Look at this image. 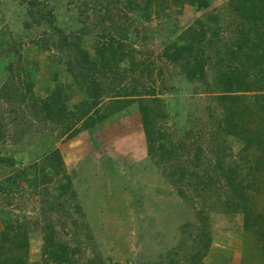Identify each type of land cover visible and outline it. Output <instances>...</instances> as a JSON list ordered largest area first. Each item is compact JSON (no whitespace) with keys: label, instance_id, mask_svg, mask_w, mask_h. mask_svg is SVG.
<instances>
[{"label":"rangeland","instance_id":"374dc122","mask_svg":"<svg viewBox=\"0 0 264 264\" xmlns=\"http://www.w3.org/2000/svg\"><path fill=\"white\" fill-rule=\"evenodd\" d=\"M144 1L0 0V233L26 227L29 264H43L47 228L74 249L68 264H168L169 253L177 264H192L195 252L197 264H217L232 252L236 264H264V152L253 145L242 153L244 142L222 122L240 120L264 140V98L241 92V101L223 102L214 90L217 55L230 58L238 33L240 41L248 37L244 48L250 38L261 40L264 54V7L249 8L259 0H206L201 9L189 0H151L146 17ZM189 28L203 29L208 40L211 30L218 35L211 48L200 44L210 58L204 81L187 80L163 56ZM111 39L122 43L125 60L117 75L98 78L115 84L125 104L81 128L78 113L89 101L76 73L83 54L98 59L96 47ZM112 96L103 93L101 110ZM151 98L155 140L175 148L170 159L148 155L139 101ZM218 160L230 178L240 168L241 184L217 182ZM67 175L72 188L61 196ZM244 183L250 187L238 186ZM249 191L245 218L239 204ZM228 215L237 224L229 250L209 249L212 238L226 249Z\"/></svg>","mask_w":264,"mask_h":264},{"label":"trees","instance_id":"16d2710c","mask_svg":"<svg viewBox=\"0 0 264 264\" xmlns=\"http://www.w3.org/2000/svg\"><path fill=\"white\" fill-rule=\"evenodd\" d=\"M151 0H146L143 3L145 4L144 10L145 16L149 17V9L151 6ZM191 5L196 4L195 6L198 9L207 7L206 0H189ZM143 3L135 4L136 9L143 8ZM263 3V2H262ZM259 3H253L250 5V9L257 10L259 9ZM141 6V8H140ZM248 7V5H247ZM211 36L210 39H207V34L204 30H200L199 33H196V30L193 28H189L184 32L180 37L183 40V43L179 45L178 43H171L165 49L163 56L171 63H177L180 67L183 68L184 76L189 81L201 80L204 81L206 79L205 66L207 60L210 61V58L205 59V52L202 48H200L201 42L203 44H207L212 47V45L218 41L215 38L218 37L215 29L210 31ZM241 34L238 33V36L232 42V46L230 45L227 50L230 54L229 59L219 58L220 55H217V65L222 69V66L227 68L219 69L217 71V78L214 79V90L215 96L217 100L226 102L229 101H241V99L245 97H239L237 95L241 92H245V94L252 93L253 97H248L252 100L260 101L264 98V86L260 83H264V66L262 61L263 53L259 52L258 45L260 41L250 38V43L247 47L244 46L248 43V37H245L244 40L240 41ZM260 39V37H258ZM62 40L66 43V39L62 38ZM75 41L72 43V47L75 48L76 51L79 45L76 43L78 38L74 39ZM97 48L98 59L90 60L89 56L83 54V58L81 59L83 64V71H78L76 73L84 80L85 91L89 101L86 103V111L80 109L78 113V122H80L81 128H89L93 126L95 123H98L104 119H106L109 114H113L115 111L121 109V105L125 104V101H122V97H119L121 94L119 89H116L115 84H110V81L105 82L101 81L98 78V75H106V73H111L117 75V68H119V63L125 60L123 55L124 47L122 43H116L112 39L108 42L102 43L100 47ZM248 50V52H245ZM80 53V51H79ZM120 54H122L120 56ZM129 58V57H128ZM230 63L228 64V61ZM264 60V59H263ZM128 64L133 65L132 59L128 60ZM115 69V70H114ZM221 70V71H220ZM106 72V73H104ZM222 73V74H221ZM75 73L73 76L77 79V75ZM108 79V78H107ZM78 80V79H77ZM219 80V81H218ZM260 84L258 87H254ZM252 86L253 88H251ZM208 90H211V85L208 84ZM249 91V92H248ZM103 93H108L114 95L111 97L112 101H108V104L101 110L102 105V96ZM54 96V94L52 95ZM49 98V101L53 99V97ZM147 100V101H145ZM155 99H140L139 101V111L143 122V132L145 136V140L147 142V150L148 155L153 158V155L156 153H161L162 156H167L169 159L173 154L175 148L173 147V152L170 148V145L165 142L163 144H157L155 140V131L153 129V109L151 108L152 102ZM50 105V103H48ZM84 106V105H83ZM108 109V113L105 111ZM61 120V119H60ZM238 122L229 121L228 119L223 120V126H226L225 131L233 136L237 137L239 140L244 142V149L242 153L248 149H252V147L256 146L258 152H264V140L259 139L262 133L252 130L249 125L245 123L243 127L240 125V120ZM249 123V121H246ZM255 137V139L253 138ZM256 137H258L256 139ZM254 145V146H253ZM172 146V145H171ZM177 147V146H176ZM241 154V152H240ZM161 156V157H162ZM241 159V158H240ZM238 159V160H240ZM61 163V158L58 159ZM216 164V171H219L220 178L217 179L218 183H221V179L223 177L226 179L225 183L227 187L234 188L235 181L237 184H241L237 178L242 177L240 174L242 171L238 167L236 172L234 171L229 177V171H224V166L220 160ZM221 162V163H220ZM245 161V165L248 166ZM250 167V166H248ZM239 170V171H238ZM241 172V173H240ZM236 174V175H235ZM211 181V177L209 175H204ZM64 179L67 180L66 185H61V196L65 191H69L72 188L71 178L64 176ZM241 180V178H239ZM243 180V179H242ZM240 187L249 188L250 185L244 183L243 185H238ZM250 195V191L247 195L243 196L244 201H242L239 206L243 208V214L245 218H250L251 211L249 213L250 207L245 204V201L248 200ZM232 204V203H231ZM230 211L229 209H227ZM227 211V212H228ZM230 213V212H229ZM246 221V220H245ZM247 223V222H246ZM47 233L44 235L45 244L42 249L43 256V264H68L72 262V258L75 254L74 249L69 247L65 240L62 238V233L57 231L56 229L47 228ZM207 245H210L211 239L207 238ZM28 248H29V240L28 233L26 231V227L23 224H17V227L14 228L12 225H9L3 232L0 233V264H29L28 262ZM205 248V247H203ZM200 255L198 252L192 253L190 256V262L192 264H197V260ZM168 264H177L172 259V254H167Z\"/></svg>","mask_w":264,"mask_h":264},{"label":"crops","instance_id":"0c3cea01","mask_svg":"<svg viewBox=\"0 0 264 264\" xmlns=\"http://www.w3.org/2000/svg\"><path fill=\"white\" fill-rule=\"evenodd\" d=\"M233 1V0H232ZM259 1H261V3H259L258 5H259V7H264V0H259ZM234 2H236V0L234 1ZM263 2V3H262ZM251 5H253V4H251ZM230 215H228L227 217H226V221H224V225H226L227 224V227L225 226V228H226V230H225V232L226 233H224V234H227V238H226V240H224L225 241V246H226V249H225V247H223L222 245H221V243H222V241L221 242H217V240L215 239H213L212 238V242H211V246L209 247V249H215V250H224L223 252L225 253V250H229V245H228V243L232 240V237H231V235H230V231L231 230H233L232 229V227L233 226H235L236 228H237V224L235 225L234 224V221H233V219L231 218V217H233V216H230ZM241 221H238V223H240ZM212 225H213V223H212ZM228 225H229V227H228ZM229 231V233H227ZM232 232V231H231ZM226 236V235H225ZM218 243V244H217ZM230 251H232V250H230ZM233 254V255H232ZM230 255V254H229ZM229 255L227 256L226 255V253H225V255L224 256H221V257H219V259H218V263L217 264H226L227 263V261H225V259H228V257H229ZM236 254H234L233 252L231 253V255H230V257H231V260H232V262H229V263H227V264H236L235 262H236ZM230 259V258H229Z\"/></svg>","mask_w":264,"mask_h":264}]
</instances>
